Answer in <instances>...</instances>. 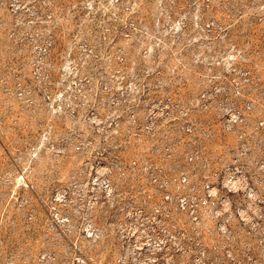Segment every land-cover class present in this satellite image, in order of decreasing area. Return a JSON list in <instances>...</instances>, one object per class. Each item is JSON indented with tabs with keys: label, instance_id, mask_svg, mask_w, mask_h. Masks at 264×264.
Returning <instances> with one entry per match:
<instances>
[{
	"label": "rangeland",
	"instance_id": "374dc122",
	"mask_svg": "<svg viewBox=\"0 0 264 264\" xmlns=\"http://www.w3.org/2000/svg\"><path fill=\"white\" fill-rule=\"evenodd\" d=\"M0 264H264V0H0Z\"/></svg>",
	"mask_w": 264,
	"mask_h": 264
},
{
	"label": "built area",
	"instance_id": "2783aa9c",
	"mask_svg": "<svg viewBox=\"0 0 264 264\" xmlns=\"http://www.w3.org/2000/svg\"><path fill=\"white\" fill-rule=\"evenodd\" d=\"M151 183L153 181H150ZM234 182V181H233ZM230 182L231 186H234V183ZM229 183V182H228ZM203 192L208 194V197L215 195V188L213 186L210 187V185L206 184L203 187ZM123 197V223L126 225H130L133 223V217L135 222H137V217L143 216L142 220H149V218H152V221L155 220L157 217V214L159 213L160 209H168L174 216H177L175 214L174 210L170 207V204H175V209L178 212H183L185 214H188L190 221L197 222V209L196 203L188 204V200L186 196H177L173 200V196L171 194H164L161 196L159 202L156 201V198L153 196L151 192L145 191V192H137L135 195H128L124 194ZM225 201L227 198H225ZM205 201V200H204ZM226 204V202H225ZM127 205L133 206L132 208H128ZM137 216V217H136ZM176 222V219L173 218V223ZM171 224L173 228H175L176 224ZM142 226V225H139ZM133 244L135 246H144L145 242H140L139 237H135L133 240Z\"/></svg>",
	"mask_w": 264,
	"mask_h": 264
}]
</instances>
